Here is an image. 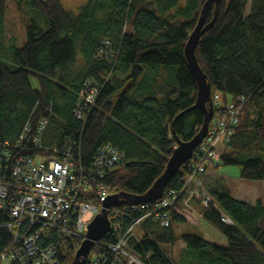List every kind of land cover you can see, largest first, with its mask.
Instances as JSON below:
<instances>
[{"label":"trees","instance_id":"obj_1","mask_svg":"<svg viewBox=\"0 0 264 264\" xmlns=\"http://www.w3.org/2000/svg\"><path fill=\"white\" fill-rule=\"evenodd\" d=\"M205 1L87 0L72 14L60 0H16L19 9L27 5L37 15L29 22L19 21L25 32L21 41L9 33L6 0H0V147L8 142L14 148L26 125L31 138L38 123L46 120L44 149L60 148L69 140L74 158L86 167L108 144L124 159L101 182L111 194L144 195L163 173L176 139L188 142L202 126V113L189 111L176 120L173 136L174 118L196 101L184 46ZM248 1L222 0L214 25L195 51L211 96L218 93L224 103L246 100L233 136L219 152L217 167L205 173L235 167L240 179L264 182V0H252L245 16ZM213 16L214 5L205 24ZM89 81L98 91L79 121L73 111ZM30 145L28 139L21 143L26 150ZM188 165L164 191L182 187ZM206 174L201 189L211 203L204 207L194 198L191 203L201 221L225 237V245L180 231L186 221L177 214L166 229L145 218L136 228L138 238L130 239L126 248L141 264H264V193L248 204L216 186V178L207 190ZM221 214L233 226L221 223ZM137 217L131 213L125 225ZM10 242V234L0 226V250ZM101 242L113 245L115 240L107 236ZM179 244L183 248L177 249ZM104 248L95 245L91 255L106 254ZM74 253L61 256L59 264L71 263Z\"/></svg>","mask_w":264,"mask_h":264},{"label":"built area","instance_id":"obj_2","mask_svg":"<svg viewBox=\"0 0 264 264\" xmlns=\"http://www.w3.org/2000/svg\"><path fill=\"white\" fill-rule=\"evenodd\" d=\"M103 53L104 50L100 55ZM84 86L73 111L79 121L84 119V112L94 103L98 91L93 81ZM212 103L214 114L207 134L185 165L189 164L190 173L182 187L164 191L162 198L155 202L111 208L110 231L105 237L112 236L115 243H96L105 247L106 254H90L86 264H141L126 248L130 239H136L135 230L143 219L153 218L160 228L166 229L171 225L172 215L182 216L193 210L192 198L200 200L204 207L211 203L201 189V177L211 166L217 167L219 152L233 136L246 100L224 103L215 93ZM46 126V120L40 121L35 134L29 138L26 125L17 146L11 148L5 142L0 147V226L11 237L9 247L0 250V264H59L61 256L76 251V242L85 238L87 226L98 214L101 201L112 195L101 180L124 159L123 153L106 144L84 167L74 158V147L69 140L60 148L42 147ZM26 139L31 143L29 150L21 147ZM131 213L138 217L126 226L125 219ZM220 222L233 226L232 220L222 214Z\"/></svg>","mask_w":264,"mask_h":264},{"label":"water","instance_id":"obj_3","mask_svg":"<svg viewBox=\"0 0 264 264\" xmlns=\"http://www.w3.org/2000/svg\"><path fill=\"white\" fill-rule=\"evenodd\" d=\"M221 1L222 0H206L204 2L196 25L190 33L184 46L186 66L196 83V101L192 108L180 113L174 118L172 122V132L173 136H176L174 133V124L176 120L185 113L192 110H198L203 115V122L199 132L188 142H182L176 139V147L168 159L163 173L144 195L132 196L125 193H117L112 194L101 201L98 214L87 226L85 238L81 241L74 254L73 260L69 264H86L93 247L110 231L108 212L111 208H117L122 205L135 206L151 203L162 198L165 187L187 164V162L192 159L194 150L199 146L203 138L206 136L209 123L214 114V109L211 96V86L197 63L195 51L202 35L208 28H211L214 25ZM212 5H214V16L208 24H205L207 11ZM129 86L130 84H128L122 91L125 92Z\"/></svg>","mask_w":264,"mask_h":264},{"label":"rangeland","instance_id":"obj_4","mask_svg":"<svg viewBox=\"0 0 264 264\" xmlns=\"http://www.w3.org/2000/svg\"><path fill=\"white\" fill-rule=\"evenodd\" d=\"M86 1L87 0H60V3L65 11L76 14L78 9ZM251 4L252 0H249L245 9V16L248 15ZM24 6L25 8L22 11L17 7L16 0H6V8L4 11L6 17L5 25L7 24V27H9V33L17 36V38H19L21 41L25 32L23 27L24 25L20 24L19 21H28L29 19H33V16H37L35 12L31 11L27 7V5ZM210 173L212 176H214L213 178H216L219 181H217V184L215 183L216 186H223L232 197L248 204L250 203L253 205L257 199L262 197L264 193V182H253L240 179L238 176V169L235 167H220L217 171ZM204 185L208 190V188L212 186V183L210 184L208 181H204ZM191 205L193 208L196 206L192 203ZM191 219L195 221V217H191ZM200 225L201 226L198 228V234L201 235L206 241L208 240L214 243H225V237L211 225L201 220ZM136 238H138L137 232ZM180 246L182 245H177V249H179Z\"/></svg>","mask_w":264,"mask_h":264},{"label":"crops","instance_id":"obj_5","mask_svg":"<svg viewBox=\"0 0 264 264\" xmlns=\"http://www.w3.org/2000/svg\"><path fill=\"white\" fill-rule=\"evenodd\" d=\"M228 101L227 102H229L230 100L229 99H227ZM214 176H212V174L209 172V173H207L206 175H205V181H208L210 184L213 182L212 180L214 179L213 178ZM234 198V197H233ZM236 199V198H235ZM236 200H238V199H236ZM240 201V200H239ZM244 202V201H243ZM250 204V203H249ZM192 209L193 210H191L190 212H186V213H184L182 216H181V218L182 219H184L185 221H186V223L185 224H180L179 225V230L180 231H190V232H195V233H197L198 234V228L201 226L200 225V216L198 215V209H197V207L195 206V208H193L192 207ZM191 217H195V221L194 220H192L191 219ZM206 223V222H205ZM138 229H136L135 230V235H136V231H137ZM201 236V235H200ZM202 237V236H201ZM203 238V237H202ZM204 239V238H203ZM205 240V239H204ZM208 241V240H207ZM209 242H211V241H209ZM216 244H218V245H222V246H224L225 245V243H223V242H221V243H216ZM182 245V244H181ZM180 248H183V245L182 246H180ZM78 249V248H77ZM76 249V250H77ZM76 252V251H75ZM75 254V253H74ZM91 254V253H90Z\"/></svg>","mask_w":264,"mask_h":264}]
</instances>
